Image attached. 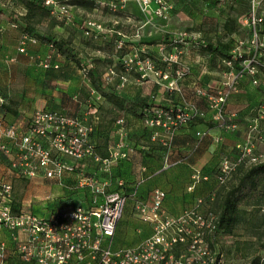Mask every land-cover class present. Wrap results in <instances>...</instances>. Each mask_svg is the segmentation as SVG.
<instances>
[{
    "label": "rangeland",
    "instance_id": "1",
    "mask_svg": "<svg viewBox=\"0 0 264 264\" xmlns=\"http://www.w3.org/2000/svg\"><path fill=\"white\" fill-rule=\"evenodd\" d=\"M56 1L60 4L69 5L68 12L71 19L69 21L65 20L62 15L53 18L54 25L50 28V31L56 37L71 39L82 66L93 65L94 59L101 60L102 88L105 91L114 88L118 94H125L129 97L135 95L149 96L154 102L150 115L163 112L164 107L173 108L178 106L184 113L193 116V120L197 122L198 119L216 121L213 116L219 110L226 115L235 117L229 106H232V103H230L232 97L239 92V84L236 83L237 89L235 91L230 85H232V75L240 69H231L225 64L223 65V62L219 59L215 62L216 64L212 63L209 55L204 53L201 47L218 39L223 41L231 39L234 45L233 55H236L238 51H241L246 57L249 54L247 47L251 45V33L246 22L247 17L238 20L239 28L236 33L226 36L222 31V25L229 14L235 17L237 15L230 8L232 0H219L216 5L207 4L204 0H94L93 10L83 9L75 3L77 0ZM1 8L4 10L5 7ZM89 22L93 25L90 26ZM43 29L45 31L47 25ZM14 30L16 36H21L17 28ZM86 30L90 32L89 35L85 33ZM165 34L172 37V43L159 42L160 37ZM115 35H119L118 41H116ZM261 38L264 41V32H261ZM44 53V58H46L47 52ZM43 59H40V61H43ZM143 60H148L149 64H144ZM79 68L75 64H63L60 65V68L57 69L58 72L54 75L82 78L84 81L86 78L85 73L83 71L79 72ZM243 76L250 78V80L253 79V77L246 74ZM18 77V81L22 82V75ZM255 79L257 83H252V85L257 87L263 96L261 99L252 101L250 108H253V110L251 112L242 115L245 124L242 125L243 128H240L243 133L241 141H245L248 131L253 127L251 141L254 144V152L264 154V72L259 71ZM21 82H18V85ZM59 87H65V84H59ZM90 88H92L91 85ZM81 89H83L82 101L86 102L88 100L86 88ZM95 94L93 100H89H91V106L97 108L96 115L99 118V124L101 123L104 127L113 130L114 137H117L112 139L114 141L121 140L124 144L123 148L132 156L135 154L130 149L140 150L138 144H142L139 141L146 136L142 135L145 130L148 132L147 135L154 136V141L162 147H167L171 142L181 144L183 139L189 144L192 143V147H194L198 141L197 136L191 132V129L186 134H180L181 131L186 129L185 125H182L183 122L172 121L165 126L150 125L149 121L153 117H145L143 121H139L126 112L118 113L115 108L113 109V106L102 100L97 93ZM220 97H223L222 101L219 99ZM52 110L64 113L60 109ZM83 111L86 110L83 108ZM83 111L78 115V118L83 124H89L90 117L88 114H84ZM117 120L119 122L114 126ZM212 125H214L213 122ZM234 125H238V120ZM215 129H218V127ZM221 129L228 131L231 128L220 127L216 131L217 135H208L205 138H210V140L207 142L203 140L201 143H205V147L213 146L212 148L216 150L220 148L222 155H226L230 160L235 161L238 157V149L236 148L235 152V150L225 147L223 137L219 133ZM213 137L221 139L223 145H220V142H215ZM145 138H148V136ZM201 143L200 145H202ZM115 146L112 147V152L120 150ZM151 156V158L160 160L157 161V165H153L154 170L161 168L164 153L156 150ZM187 160L189 161V159ZM175 164L172 165L173 168H176L173 175L176 173V177H179L180 175L189 174L191 177L193 168L185 164ZM130 165L126 170L127 180L129 185L135 184V186H138L136 181H140L141 176H138L137 169L132 168V165ZM113 166L107 172H102V174L100 173L102 167L96 162L88 160L87 166L81 173L66 174L60 181L63 186H66V190H63L64 194L56 185L58 184L56 181L53 183L54 181L43 180L35 183L34 180L29 182L27 178L20 176L14 181L12 195L14 199L23 203L26 212H33L40 216L44 213L47 214L58 205L62 206L63 210L87 207V205H90L88 203H90L92 195L87 187L83 190L77 188L81 178L84 176L91 177L102 182L108 178L107 181L111 183L109 187L114 189L117 187L118 176L115 174ZM215 169L212 180L202 181H211L214 190L218 187L216 176L220 168ZM169 181L171 180H168L166 173H164L160 176L155 174V176L147 178L140 184H144V187L148 185L142 191H151L155 187L168 189L169 183H171ZM172 181L168 197L171 205H173L176 198V194H174L176 188H173L176 182L175 180ZM187 183L190 184V180L187 179L184 184ZM200 186L203 187L204 185L202 186L200 182L198 187ZM179 189L180 187H178ZM195 190L196 187L186 193H193ZM207 193L205 192L203 195L194 198H203V204L199 207L202 216H207L211 211ZM195 202L196 200L191 205H188L185 201L180 202L178 204L180 206L179 213H175L173 208H171V212L168 211L164 204V211L167 213L165 215L178 217L184 210L194 206ZM130 203L131 201L128 200L123 212L122 224L128 215L137 218V223L139 222V215L136 211H133ZM47 207L50 209L49 211ZM249 219H255L258 223L261 221V224L254 228L251 225V220L248 221ZM131 228L132 234L135 235L136 232H133L134 226ZM117 237L115 240L116 245H118ZM133 240L127 241V244L123 242L121 245L134 246ZM210 243L214 247L210 246ZM178 249L187 250V247H178L176 250ZM208 250L211 252L210 255H213V252L215 253L214 261L219 262V264H264V205L257 214V218H251L247 214L246 222L239 225L232 234L215 233L214 237L208 240Z\"/></svg>",
    "mask_w": 264,
    "mask_h": 264
},
{
    "label": "built area",
    "instance_id": "2",
    "mask_svg": "<svg viewBox=\"0 0 264 264\" xmlns=\"http://www.w3.org/2000/svg\"><path fill=\"white\" fill-rule=\"evenodd\" d=\"M45 5L52 7V13L69 17V5L56 0H44ZM12 0H0L1 7H12ZM250 27L249 54L243 58L238 51L232 59L223 60V64L233 69V61L239 60L240 70L232 75L230 87L235 91L237 79L244 74L253 77L264 69V41L261 32L264 27V0H250V11L246 16ZM89 25L93 24L89 22ZM89 35V31L85 32ZM26 41L36 39L23 35L20 41V52L25 51ZM51 56L46 57L43 67H49ZM149 64L148 60L142 61ZM58 68V65L54 66ZM84 71V69H82ZM230 83V84H231ZM221 101L223 97L219 98ZM5 99L0 96V107ZM97 109L93 111V125L83 124L78 117L68 116L55 110L37 109L29 117V127L25 133L20 131V124H5L1 133L0 151L11 156L13 168H20L19 175L29 181L47 179L60 182L66 174L81 173L92 160L102 167L103 172L113 166L120 153L113 152L102 158L96 153V143L91 138L94 126L98 123ZM162 117H164L162 119ZM190 116L181 111L173 119L169 114L160 112L150 119V125L183 122ZM232 116L219 110L213 119L221 126L234 128ZM3 125V119L0 117ZM245 141L237 145L238 157L235 161L222 157L219 173L216 176L218 185L226 184L239 164L251 166L264 161V154L254 152L251 131ZM202 138L206 132H198ZM215 142L221 139L213 137ZM17 148L14 155L8 145ZM172 163L166 161L164 167ZM188 191H192L202 181L210 179L198 169L191 174ZM121 184V183H120ZM108 181H98L91 177L81 178L78 189L87 187L92 195L90 205L63 210L57 206L48 215L40 216L26 212L21 203L18 213L12 211L14 197L12 183H0V227L10 231L14 240L18 232H25L27 240L18 243L16 252L29 264H219L214 261L208 250V239L216 231L217 216L209 213L202 216L199 207L203 198L196 199L194 206L184 210L178 217H169L164 211L166 191L153 189L147 200L137 199L136 192L125 195L116 190H108ZM76 190V189H75ZM128 200L139 220L151 227V234L134 246L116 245L115 235L118 223L123 216ZM140 232V229H138ZM186 246L187 250L178 249ZM2 250V247H0ZM0 264H8L0 251Z\"/></svg>",
    "mask_w": 264,
    "mask_h": 264
},
{
    "label": "crops",
    "instance_id": "3",
    "mask_svg": "<svg viewBox=\"0 0 264 264\" xmlns=\"http://www.w3.org/2000/svg\"><path fill=\"white\" fill-rule=\"evenodd\" d=\"M26 11L27 10L24 2L20 1L16 5L14 6L12 5V7L4 8L3 12L0 13V91L4 92L5 95H7L5 99V103L9 104L13 109L16 110V114L11 113L10 111H3L2 109L0 110V117L3 119V125L0 123V140H3V138L1 137V133L3 130V126H5V124H14V123L20 124L21 125L20 131L22 133H25L29 127V117L37 109H51V108L60 109L62 111H67L69 113H76V115H80V113L83 111L84 108L86 110L83 111L84 114H88L90 117L89 124L93 125V111L95 109V106H91L90 104L91 100L89 99H93L96 96L95 94L96 92L92 88H90V85L87 82L88 80L85 78L83 81L82 78L77 79V78H72L71 76L65 77V76L54 75V73L58 72V70L57 68L53 69L52 68L53 66L55 65L60 66L63 64L70 65L72 63L65 60L59 54H56L53 51H51L46 44L38 41L36 38H34L37 40V42L35 43L31 41H26V45L24 46L25 47L24 52L19 51L20 41L23 35H28V34L22 31L21 28L22 22L18 18L20 16H23L26 13ZM16 15H18V17H16ZM47 24H48V17H44L40 23L36 24V29L42 33L44 32L43 27H45ZM15 28H17V30L20 31L21 36H16L14 34ZM45 51L47 52L46 57L48 55L52 56L49 60L50 66L49 68H47L48 72L43 67V63L46 60V58H44ZM40 59H43V61H40ZM62 62L64 63L62 64ZM78 71L80 72L79 69ZM19 75H22V79H23L22 82L18 81ZM18 82L21 83L18 85ZM237 82L239 84L238 85L239 92L232 97L230 101V103H232L231 104L232 106L229 107L232 111V114L235 115V117H233V120H235L234 123L238 120V125H235L233 129H229L228 131L225 129L224 130L221 129L219 131L220 135H222L223 137L225 147H228L230 150H235V152H236V146L244 141V140L241 141L243 137L242 135L243 133L240 131L242 125L244 126L245 124L242 115L244 113L251 112L253 110V108H250L251 107L250 104H252V101L257 100L259 98L261 99L263 96L261 92L258 90V88L252 85L250 78L246 76H239ZM59 84H65V87H59ZM81 88H86V92H87L86 96L88 98L86 102L84 100L82 101L83 91L81 90ZM99 97H101V99L104 100L102 96L99 95ZM115 111L118 113L120 112L121 114L124 113V111H121L116 108ZM119 120H117L114 123V126L117 125V122H119ZM212 122L214 124L213 127L209 126L205 122L197 123L191 129V132H193L194 135L197 136L198 132L207 130L209 131V135L215 136L217 135L216 131L219 130L220 127L217 121H211V123ZM217 127L218 129H215ZM232 131L233 133H231ZM187 132L188 131L184 130L181 131L180 134H186ZM113 133L114 131L110 130L106 140L96 138L95 142L97 143V146L99 145V148L97 149H100L101 146L103 147L106 146L105 150L106 152H109V156H110L113 153L111 149L114 145H116L115 147L120 148V150L115 151L117 153H120L121 155L113 164L114 165L113 167L114 169H117L119 166V169L123 170L125 169L124 167L125 166L124 161H125L128 164H131L132 168L137 169L138 176H141V180L136 181L138 186H135V190H137L138 192L145 190L144 188L148 186L145 185L144 187V184H140V183L146 180L147 178H151L155 176V174H157V176H160L161 174L164 175V173H166L168 180H171L169 181L171 183H169V188L167 187L168 189H171L172 187L171 184L173 183L172 180H175L176 183L173 186V188H176L174 193L176 194L175 201L173 202V205H171L170 200L168 201V198L165 202V206H166L165 208L168 211H170L171 208H173L175 209L174 210L175 213L180 212L179 211L180 206L178 205L180 202L182 203L184 200H189L188 199L189 195H187L186 192H188V186L190 184L188 183L184 184V183L185 181H187V179L188 181L190 180V175L187 174L176 177V173L173 175L174 173L173 171L176 168H173L172 166L165 168L164 163L166 161H169L170 163H172V165L174 163H176L175 165H177V163L179 162L181 165L185 164L190 168H201V166H205V165L210 166L213 162H216L218 156H220L221 154L220 148L216 150L212 148L213 146L205 147L204 145L205 143L204 144L201 143V141L203 140L204 142L205 141L207 142L208 140H210V138H204L198 140L194 145V147H192V143L189 144L187 141L185 142L183 139L181 141L182 142L181 144H174L171 142L167 147H163L164 149L163 150L164 158L162 161L163 166L159 169L154 170L153 165H157L158 164L157 161L160 160L151 158L152 157L151 155H146L144 152L146 149L150 147L151 144L156 143L154 141L155 140L154 136H150L148 138L144 137V139L142 138L139 141L142 144H138V148H140L139 151L130 149L131 152L135 154L134 156H132L128 151H126L125 148H123L124 144L121 140L114 141L112 139L117 137V136L114 137ZM91 136H92L91 138H93V135ZM200 143L202 145H200ZM8 145L12 153L16 155L18 153L17 148H15L9 142ZM173 148L176 149L172 150ZM8 159L10 160L9 165L0 160V183H12L13 186L14 181H16V179L20 177L19 175L20 168H13L11 165V156H9ZM187 159H189V161ZM102 172L103 171H101L100 173ZM117 178H118V182L116 185L117 186L124 185L125 177L120 176ZM43 180L48 181L47 179H35L34 182L38 183ZM53 183H55V181ZM211 184L212 182H208L207 186L202 187L200 190L201 191L204 190V193L209 192L211 190L210 187H212ZM56 185L62 191V193L63 190H66V186H63L61 182H58V184ZM109 185H111V183L108 181V186H107L108 190L111 189ZM127 185L130 187L134 186L131 184L130 185L127 184ZM178 187H180L179 190ZM158 188H162V187H158ZM196 188L198 189V186ZM154 189H156V187ZM47 210L49 211L50 209L48 208ZM48 214L49 212L47 214L44 213V215H48ZM137 220L138 219L134 218L132 215H128V217L125 218L122 224L121 222L122 218H121V220L118 223V227L115 235V240H116L119 231V235L117 237L118 245H121V243L123 242H125L124 244H127L126 243L127 241L133 239L135 243L133 245H136L140 243L145 237L151 234V227L147 224H144L140 220L137 223ZM133 226H134L133 232H136L135 235L132 234L131 232L132 229L131 227ZM138 229H140V232H138ZM17 236H18L17 239L14 240L10 231H8L3 227H0V247H2V250L0 251L2 252L4 260H6L8 264H29L28 262L24 261L21 258V256L16 252L18 243L27 240L28 236L25 232H18Z\"/></svg>",
    "mask_w": 264,
    "mask_h": 264
},
{
    "label": "trees",
    "instance_id": "4",
    "mask_svg": "<svg viewBox=\"0 0 264 264\" xmlns=\"http://www.w3.org/2000/svg\"><path fill=\"white\" fill-rule=\"evenodd\" d=\"M12 1H13V6L19 3L20 1L24 2L25 4L27 11L23 16H20L18 18L22 22V27H21L22 31L28 34L29 36L36 38L38 41L46 44L51 51H54V53L59 54L65 60L71 62L72 64H75L76 66H78V68L79 66H81L79 70L82 71L81 69H84L83 72L85 73V77L88 80L89 84L91 85L92 89L98 95L102 96L107 103H109L111 106H113L116 109L126 112L128 115L136 118L139 121H143L145 117H153V118L156 117V115H150L152 108L154 107V102L151 100L149 96L135 95L133 97H129L125 94H118L114 88H110L108 89V91H105L102 88V84H103L102 71L100 70L101 60L94 59L93 65L91 66L86 67L81 65V61L78 58V52L76 51L75 46L72 44L71 39L56 37L55 34H53L50 31V28H52L54 25L53 18H58L57 16L59 15L57 13L53 14L52 7L45 5L44 0H12ZM204 1L207 4L216 5L219 0H204ZM75 3L86 10H93L94 7V0H87V1L77 0ZM240 6H242V8H240ZM230 8L232 9V11L236 12L237 15L235 17L234 15L229 14V16L225 19L222 25V31L226 36L234 34L238 31L239 28L238 20L248 15L250 11V0H232V5ZM1 12H3V9L0 6V13ZM44 17H48V24H47V29L41 33L36 29V24L40 23ZM70 19L71 16L69 14V17L65 20L69 21ZM262 32H264V27L262 29ZM119 38H120L119 35H115L116 41H118ZM172 41H173L172 37L168 34H165L160 37L159 42L170 44L172 43ZM233 46H234L233 40L231 39H229L228 41H223L222 39H218L215 42H208L205 45H202L201 47L203 49V52L209 55L212 63L216 64L215 62L218 59L220 61H223L233 58V54H232ZM243 58H245V55H243ZM240 61L241 59L233 61L234 68H239V69L241 68L239 65ZM47 68H45L46 71ZM52 68L56 69L54 66ZM59 68L60 66H58L57 69ZM261 71L264 72V69H261ZM0 96H2L4 99H6L7 97V95H5V93L2 91H0ZM1 109L3 111H10L11 113L16 114V110L5 102L1 105L0 110ZM181 111L182 109L179 108L178 106H175L173 108L164 107L163 109V112L169 114V116H171V118L173 119H176L177 114L180 113ZM64 113L68 116L78 117L76 113H69L67 111H64ZM193 119L194 117L190 116L188 119H186L185 123L182 124L185 125L186 131L192 129L197 123L200 122H205L212 127L214 126L212 125L211 121H207L205 119L204 120L198 119L199 121L197 122L196 120L194 121ZM230 123L235 124L233 118L230 121ZM218 124L219 127L226 128L225 126H221L220 122H218ZM109 132H110V128L104 127L101 123L99 124L98 122V124L95 126V128L91 133V135H93L92 139L94 142L96 138L106 140ZM202 132H206L207 135L202 138H200L197 135L198 140L204 139L209 135V131L207 130H203ZM147 133L148 132L145 130V132H143L142 135L143 136L146 135L145 137L147 136L150 137V135L149 134L147 135ZM221 144L223 145V143L220 140V145ZM97 148H99V145L97 146L96 143V153L98 155H100L101 157L109 156V152H106L105 150L106 146L104 147L101 146L100 149ZM156 150L159 152H163L164 149L159 143H153L144 152L146 155H151ZM225 156L226 155L220 154L216 162H213L210 166L205 165L204 167L201 168H193V172L196 169H198L203 175H208L210 177L209 180H212V177L214 176V171H216L215 168H220V161L222 157ZM8 158L9 155L0 151V160L9 165L10 160ZM124 164H125L124 166L125 169L123 170L119 169V166L117 169H115V174L118 177L120 176L125 177L124 185L122 186L118 185L116 188H114V190L119 191L125 195H131L133 192H136L137 199L147 200L152 190L138 192L137 190H135V184L133 187L128 186L127 184H129V182L126 177V170L129 164L125 161ZM208 182H201V184L202 186L203 185L207 186ZM197 186L198 184L196 185V187ZM201 188L202 187L200 186L198 187V189L196 188L197 190H195L193 193H187V195H189L188 197L189 200H184V201L187 202L188 205H191L196 200L194 198H197L198 196L204 194V190L201 191L200 190ZM164 190L166 191V199L164 201L165 204L167 198L169 197V189H164ZM208 193H207L208 194L207 199L210 200L209 201L210 202L209 206L211 210L210 212L217 216L216 231L210 236L209 239H211V237H214L215 233L217 232H221L223 234H232L239 225L244 224L246 222L247 214L250 215L251 218L253 217L257 218V214L261 211L264 205V161L257 164H253L251 166H245L243 163L239 164L235 169V171L233 172L231 179L226 184L218 185V187L215 190L213 188ZM20 209H21V202L19 200L14 199L12 203V211L14 213H18ZM248 221L252 223L251 225L254 228L261 224V221L258 223L255 221V219H249ZM210 246L214 247L213 245H211V243Z\"/></svg>",
    "mask_w": 264,
    "mask_h": 264
}]
</instances>
